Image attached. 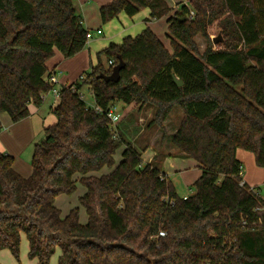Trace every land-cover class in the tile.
Masks as SVG:
<instances>
[{"label":"trees","instance_id":"obj_1","mask_svg":"<svg viewBox=\"0 0 264 264\" xmlns=\"http://www.w3.org/2000/svg\"><path fill=\"white\" fill-rule=\"evenodd\" d=\"M144 9L148 22L167 20L172 52L150 28L110 44L60 90L57 122L35 145L32 175L0 154V251L18 262L25 235L38 264L58 250V264H264V199L243 183L237 158L250 152L264 168V0H189L176 10L166 0H113L100 15L107 24ZM89 32L75 0H0V113L18 123L31 105L42 107L53 88L48 62L56 51L66 59L81 53ZM197 37L206 40L202 53ZM121 62L120 80L107 82ZM85 87L102 113L87 108ZM117 103L136 105V114L153 107L148 128L163 129L180 108L170 142L177 157L199 164L192 195L180 197L160 165L143 161L121 121L113 128L105 113ZM79 185L85 224L79 207L63 218L56 205Z\"/></svg>","mask_w":264,"mask_h":264},{"label":"crops","instance_id":"obj_2","mask_svg":"<svg viewBox=\"0 0 264 264\" xmlns=\"http://www.w3.org/2000/svg\"><path fill=\"white\" fill-rule=\"evenodd\" d=\"M112 1L113 0H77V1L75 0V6L77 8V11L83 17L84 25L86 26V28L92 32L93 39L88 41L85 49L81 53L76 55L75 57L66 59L62 56L60 52L56 51L55 56L52 58V60L48 62V68L50 70V73L55 72L57 75V79H58L57 89L58 90H61L64 87H68L74 84L75 83L74 80H77L76 76L79 73L81 68H83L81 70H87L90 67L92 68V66H96L97 65V55L100 52H102L105 48H107L110 44L112 43L121 44L126 37H129V36L136 37L137 35L136 36L132 35L133 33L131 30L135 27H139L140 24H141V27H143V30H145L146 28H151V30L156 34L157 24L152 25L151 24L152 22L147 21L148 18L150 17L149 10L144 11L145 12L144 15L140 18L135 17V16L131 18L125 14H121L116 20L122 22V24L125 23L126 25L124 26V28H121L120 30L114 29L115 31L111 29L110 32L105 30L106 24H103L102 22L101 15H100V9L106 5H109ZM187 3L188 2L186 0H181L177 2L176 5L174 6H171L170 4L168 5L171 8L176 10L180 8L181 5L187 4ZM107 27H111V26H107ZM165 29L167 31L168 26H165ZM97 30H101L102 34L98 35ZM95 36H98V37L102 36L100 41L104 40V42L102 43L100 47L97 46V42L96 43L94 42V40L96 39ZM163 44L165 45V43ZM166 48L171 52L169 47L166 46ZM104 61L106 60L104 59ZM93 102H94V99H93ZM58 105H59V98H57L53 94H48L45 96L44 104L42 107L37 108L31 105L29 107L31 116L18 123H13L11 118L7 114L0 113V121L3 125V130L0 132V154H9L13 156L14 159L20 158L22 153L25 152L27 148L32 146L33 143H35L36 145L37 144L36 140L38 136L40 137L41 134L44 133L45 128L55 124L56 117L52 114V112L55 108L58 107ZM129 108L132 109L129 115L138 111V108L136 107V105H131ZM146 110H148V108H146L144 112L140 114L137 113L136 116L137 117L141 116L143 113H145ZM123 118L124 116L121 115V120ZM145 148L146 149L143 153V161L145 163L150 164L157 157L158 153L155 150H153L150 146H146ZM175 149L176 151L179 152L177 148ZM120 151H123V149H121ZM244 152H245L244 150L237 151V158L240 161L247 158ZM179 153L175 155L167 154L166 156H163L162 161H157V162L155 161L156 162L155 165H160L163 172L169 178L171 176L170 175L171 172L179 174V173L185 172L186 170H190L192 168L194 170H196L197 168L200 169L199 164L193 159H184V158L177 157ZM120 155H121V152H120ZM116 159H117V156H116ZM14 168L16 169L17 172H20L16 166H14ZM257 169L255 168L254 173L256 175L260 174L261 177L264 176V170H262L264 168L258 167ZM104 172L106 173L108 171L105 170ZM23 175L26 176V174H23ZM254 178L255 177H250V178L248 177V181L250 183H248L244 179H243V182L247 184L248 186H251L254 188L255 186H260L261 184H263L259 181H256ZM83 193H84V189L82 188L81 195ZM63 197L64 195L58 197L56 200V205L61 211V216L63 218L66 217L71 209L75 207H79L81 222L85 224L87 222V214H86V217L83 216L85 209L80 207L79 200L77 204H73L67 207L65 213L63 214V211L61 210V205L63 202H60L61 199H63ZM27 252H29V243H28ZM0 253L5 255V253L7 252H5V250H2L0 251ZM2 254H0V263L3 258ZM34 261L38 264L37 260H34Z\"/></svg>","mask_w":264,"mask_h":264},{"label":"rangeland","instance_id":"obj_3","mask_svg":"<svg viewBox=\"0 0 264 264\" xmlns=\"http://www.w3.org/2000/svg\"><path fill=\"white\" fill-rule=\"evenodd\" d=\"M166 1L171 6H174L176 5L177 2L181 0H166ZM186 1L189 2V0H186ZM146 10L147 9L142 10L135 17H138V18L142 17L145 13L144 11ZM151 22H152L151 23L152 25L157 24L156 34L161 39V41H163V43H165V45L170 48L172 52L171 40L167 35L168 30L166 31L165 29V26H168L167 20L163 18L161 20H158V21L153 20ZM125 25H126L125 23L122 24V22L115 19L106 24L105 30L109 32L111 31V29H113V31H115L114 29L120 30L121 28H124ZM107 26H111V27H107ZM142 30H143V27H141V24H140L139 27H135L131 30L133 33L132 35L136 36L139 33H141ZM220 32H221L220 27L217 24H214L209 29V34L212 40L218 37L220 35ZM101 37L102 36L100 37L95 36L96 39L94 40L95 43L97 42V46L99 47L104 42V40L100 41ZM196 43L198 44L199 50L202 53L203 50H205L206 48V40L203 37H197ZM81 69L76 76L77 80H74L75 82H77L81 76H85L86 73H89L91 71V67L87 70H81ZM82 94L84 96V100L86 104L92 106L94 102H93V96L91 92L89 91V88L85 87L82 90ZM129 107L130 106H127L123 103H117L114 109L118 115L124 116V118L121 120L119 125L121 128V131L123 132L125 136L126 142L131 144L137 151L142 152V153H144L145 151L144 148L146 146H150L153 150H155L158 154H157V157L152 161L153 164H156L157 161H162L163 156H166L167 154L175 155L179 153L178 151H176V149L170 142V138L174 134V131L177 128V125L181 117L180 115L181 110L179 108H177L172 113L171 118L164 123V128L162 129L156 125L151 128H148L149 124H151V122L154 119L153 107H148V110H146L145 113H143L141 116H138V117L136 116V112L129 115V113H131L132 111V109ZM56 122H57V119H56ZM164 135H165V140L163 139ZM44 137H45V131L43 134H41L40 137L38 136L36 140L37 143L41 142L44 139ZM34 149H35V143H33L32 146H30L29 148H27V150L22 153L20 158H15L14 160V166H16L18 170L20 171L18 173L25 178H29L32 175L31 160L33 158ZM120 152L117 154V159H116L117 161L121 160ZM244 153L246 154L247 158L241 160L243 164V179L247 181L248 183H250L248 181V177L249 178L255 177L254 179L256 181L263 183L260 186H255V188L259 192L261 198L264 199V176L261 177L260 174L256 175L254 173L255 168L256 169L258 168L254 155L246 151ZM23 174H26V176H24ZM170 175H171L170 179L175 185L178 195L180 197H184L186 195L189 196L194 193L195 190L193 188V183H195V181H197V179L201 176V170L199 168H197L196 170L192 168L190 170H186L185 172L179 173V174L171 172ZM251 188H254V187H251ZM81 193H82V186L79 185L78 189L76 190L74 194H72L71 196L64 195L63 199H61L60 201V202H63L61 205V210L63 211V214L65 213L67 207L78 203L79 196L81 195ZM83 216L86 217L85 211H84ZM27 251H28V242L26 241V236L23 235L22 243H21L20 262H18L13 257V255L10 252H8V250H5V252H7L5 253V255L0 253L3 255L1 263H4V264H37L34 260H29ZM59 252L60 251L58 250L57 253L54 255V257L51 259L50 264H58Z\"/></svg>","mask_w":264,"mask_h":264},{"label":"built area","instance_id":"obj_4","mask_svg":"<svg viewBox=\"0 0 264 264\" xmlns=\"http://www.w3.org/2000/svg\"><path fill=\"white\" fill-rule=\"evenodd\" d=\"M191 16L192 17L194 16V12H191ZM97 34L98 35H101L102 34V31L101 30H97ZM87 38H88V41H90L91 39H93V34H92L91 31L88 33ZM112 64L113 63L110 62V65H112ZM47 79H48L49 84H51L53 86L52 90L48 94H53L57 98H60V90L57 89L58 79H57L56 73L55 72L50 73V75L48 76ZM82 97L84 98L83 94H82ZM87 108L92 109V110H95V112L102 113V110L98 106H96L95 103L92 106L87 104ZM105 114L111 120L112 126L115 129L116 126H117V124L121 121V116L118 115L115 112L114 109H110ZM186 198L187 197H185V199Z\"/></svg>","mask_w":264,"mask_h":264},{"label":"water","instance_id":"obj_5","mask_svg":"<svg viewBox=\"0 0 264 264\" xmlns=\"http://www.w3.org/2000/svg\"><path fill=\"white\" fill-rule=\"evenodd\" d=\"M223 42V38L219 35L218 37L213 39V43L215 45H218L219 43ZM125 64L123 62H121L119 65L115 66L112 72V75L109 77H106L105 80L107 82H112V83H116L120 80L121 77V71L124 69ZM175 82L177 83L178 86H182L183 83L175 78Z\"/></svg>","mask_w":264,"mask_h":264}]
</instances>
